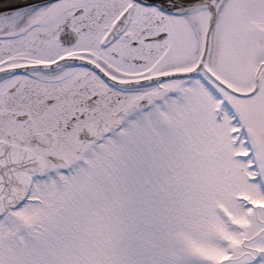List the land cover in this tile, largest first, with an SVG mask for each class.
Listing matches in <instances>:
<instances>
[{"label":"snow or ice","instance_id":"6c2138e0","mask_svg":"<svg viewBox=\"0 0 264 264\" xmlns=\"http://www.w3.org/2000/svg\"><path fill=\"white\" fill-rule=\"evenodd\" d=\"M0 264H264V0H0Z\"/></svg>","mask_w":264,"mask_h":264}]
</instances>
